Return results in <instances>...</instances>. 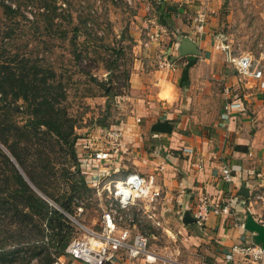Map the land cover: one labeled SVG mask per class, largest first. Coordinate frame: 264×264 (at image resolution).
<instances>
[{
	"label": "crops",
	"instance_id": "1",
	"mask_svg": "<svg viewBox=\"0 0 264 264\" xmlns=\"http://www.w3.org/2000/svg\"><path fill=\"white\" fill-rule=\"evenodd\" d=\"M129 1L134 6V63L125 113L116 125L94 124L79 134L77 147L88 185L94 187L100 178L101 183L119 180L131 172L150 181L156 197L146 211L154 218L152 226L155 222L159 226L163 245L148 247L161 257L158 264H252L237 255L227 263L225 256L234 245L254 243V234L242 226L247 212L264 225V207L249 204L258 183L256 174L264 176V77L241 78L216 45L218 40L237 42L244 49L263 51L257 54L261 58L264 0ZM200 13L206 17L202 29L195 21ZM185 40L194 44L195 56L181 55ZM161 58L172 67H161ZM227 98L240 102L242 108L223 119ZM164 121L170 123V133L152 131ZM113 126L121 127L123 138L110 150L101 139ZM96 151L104 153L102 160L86 155ZM223 166L231 169L232 183L223 181ZM243 189L247 197L241 194ZM200 194L212 206L228 204L229 212H211L198 223L193 206ZM133 210L130 214L137 215ZM186 211L194 223H182ZM156 237L151 234L148 240ZM60 257L65 264H81ZM108 264L127 261L119 252Z\"/></svg>",
	"mask_w": 264,
	"mask_h": 264
},
{
	"label": "trees",
	"instance_id": "2",
	"mask_svg": "<svg viewBox=\"0 0 264 264\" xmlns=\"http://www.w3.org/2000/svg\"><path fill=\"white\" fill-rule=\"evenodd\" d=\"M0 7L16 14L8 4ZM3 45L0 145L14 161L0 148V264H51L76 234L70 218L91 191L77 147L78 121L68 111L61 77L37 60L4 58ZM18 115L26 118L22 125Z\"/></svg>",
	"mask_w": 264,
	"mask_h": 264
},
{
	"label": "rangeland",
	"instance_id": "3",
	"mask_svg": "<svg viewBox=\"0 0 264 264\" xmlns=\"http://www.w3.org/2000/svg\"><path fill=\"white\" fill-rule=\"evenodd\" d=\"M1 3L16 10V14H6L0 7L4 58L17 54L20 59L37 60L61 77L68 111L78 121V135L100 122L107 126L119 123L124 117L123 103L129 94L128 78L134 63L133 4L129 0H0ZM48 6L50 11L44 15ZM228 43L255 58L263 52L253 47L244 49L237 42ZM25 119L18 115L17 122L22 125ZM105 186L101 183L98 188ZM90 189L88 196L78 201L82 212L76 209L74 218L81 226L72 221L76 230L72 239L87 237L86 229H100L102 210L109 199L106 191L99 197L96 187ZM134 209L133 214L137 213ZM147 213L131 214L132 223L147 237L157 235L151 242L149 239V245L162 246L156 229L159 226H152Z\"/></svg>",
	"mask_w": 264,
	"mask_h": 264
},
{
	"label": "built area",
	"instance_id": "4",
	"mask_svg": "<svg viewBox=\"0 0 264 264\" xmlns=\"http://www.w3.org/2000/svg\"><path fill=\"white\" fill-rule=\"evenodd\" d=\"M195 21L198 28L202 29L206 22L205 13L198 14ZM216 47L224 52L227 62L241 78L251 77L257 80L264 77L261 59L264 55H260L261 58H255L250 53L235 50L229 43L221 40L217 41ZM159 65L167 68L172 67L171 63L163 58L160 59ZM241 108L240 102H234L227 98L223 106L222 118L228 119L234 111ZM137 121L140 120L137 119ZM122 138V130L109 128L103 133L101 143L107 149L112 150V147H117ZM86 155L97 160L104 158V153L101 151L88 152ZM221 173L224 182H233L234 177L230 168L223 166ZM255 178L258 183L255 190L250 193L249 204H260L261 207H264V176L258 173ZM102 180L101 178L97 179L94 187H96L99 197L102 196L103 191H106L109 202L102 210L100 230L86 229L88 236L71 241L66 247L64 255L81 264H108L119 252H122L127 264L161 263V257L149 249L148 237L136 230V225L132 223L130 214V210L134 208L137 210V215L141 211L146 213V205L149 206L154 202L156 194L150 192V181L138 173L131 172L119 180L107 179L104 182L106 186L99 189ZM193 209V216L198 223H203L211 212L214 215L229 212L228 204L223 207L212 206L208 197L203 194L197 197ZM77 211L81 213L82 208L78 207ZM147 217L154 219L151 214H147ZM126 223L127 225H125ZM77 224L80 225L78 222ZM155 224L157 223L155 222ZM242 226L244 227V224ZM234 255L248 259L252 264H263L264 246L254 243L234 245L226 254L225 261L227 263L232 261ZM51 264H65V262L62 257H57Z\"/></svg>",
	"mask_w": 264,
	"mask_h": 264
},
{
	"label": "water",
	"instance_id": "5",
	"mask_svg": "<svg viewBox=\"0 0 264 264\" xmlns=\"http://www.w3.org/2000/svg\"><path fill=\"white\" fill-rule=\"evenodd\" d=\"M196 54H197V49L195 48L194 44L191 41H186V40L182 41V45H181V55L182 56H195ZM152 131L170 133L172 131V127L168 121L157 122L152 127ZM0 148H2L4 150V152L13 160L12 156L9 154V152L2 145H0ZM15 165L17 166L16 163H15ZM39 194L42 195L41 193H39ZM241 194L243 196L247 197L248 196L247 189H243ZM71 220L76 222L73 219H71ZM194 222H195V219L192 217L191 212L186 211L183 214L182 223L184 225H187V224L194 223ZM244 229L254 234L253 238H252L254 244L264 246V225H262L257 220H255L254 217L249 212L246 213V218L244 221Z\"/></svg>",
	"mask_w": 264,
	"mask_h": 264
}]
</instances>
